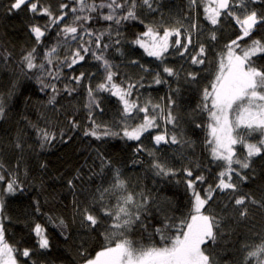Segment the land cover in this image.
I'll use <instances>...</instances> for the list:
<instances>
[{
	"label": "snow or ice",
	"instance_id": "obj_1",
	"mask_svg": "<svg viewBox=\"0 0 264 264\" xmlns=\"http://www.w3.org/2000/svg\"><path fill=\"white\" fill-rule=\"evenodd\" d=\"M0 7L6 16L28 14L25 27L31 41L17 54L0 37V80L7 78L6 85L0 84V122H10L15 113L17 125H23L7 144L0 143V264H41L35 257L52 248L40 223L32 227L34 246L8 237L6 198L24 190L20 172L29 174L28 138L34 136L44 150L72 142L77 133L87 138L95 155L66 180L73 195L72 222L78 219L84 235L95 236L99 246L90 251L89 240L81 239L80 264H264V229L250 230L258 243L237 232L240 224L251 223L253 208L264 212V188L259 197L243 190L264 182V0H189L191 10L203 9L210 25L206 37L194 18L188 27L166 19L162 0H7ZM137 25L143 30L130 36ZM226 25L233 27L234 38L223 36ZM221 39L225 42L216 51ZM125 45L142 49L159 63L153 68L130 59L128 64L144 74L133 80L113 61L114 54L124 56ZM170 57L191 66L183 73V85ZM91 68L102 72L95 84L97 73ZM202 80L207 83L201 88ZM152 85L169 87L163 102L139 94ZM183 86H194L198 93L189 115L205 133L207 162L191 159L196 142L187 138L177 112ZM81 92L83 116L75 106L69 114L60 100L75 99ZM32 96L38 97L35 103ZM113 98L116 111L105 120ZM196 117L203 119L196 122ZM109 140L134 142L133 166H143L142 157L149 158L145 171L154 178L153 188L132 186L104 147ZM165 146H176L182 167L158 155L167 151ZM38 166L47 169L44 162ZM160 182L183 185L187 213L169 214L161 207ZM35 211L40 212L38 201ZM48 219L65 242L73 240L69 222Z\"/></svg>",
	"mask_w": 264,
	"mask_h": 264
},
{
	"label": "trees",
	"instance_id": "obj_2",
	"mask_svg": "<svg viewBox=\"0 0 264 264\" xmlns=\"http://www.w3.org/2000/svg\"><path fill=\"white\" fill-rule=\"evenodd\" d=\"M7 0H0V4H6ZM48 2V0H46ZM163 8L162 11L164 16L169 21H178L180 24H184L185 27L190 26L191 20L194 18L197 20L199 25L204 29V37L208 34L210 25L203 18L202 7L195 10L189 8V0H162ZM27 13L20 12L11 16H6L3 7H0V37H4L9 42V46H14L15 51L19 54L20 50L30 45L31 41L27 35V29L25 25L29 22L27 20ZM189 19H185V17ZM179 26V24H177ZM142 26L137 25L129 30V35L132 32L142 31ZM223 36H233L234 29L232 26L226 25L223 30ZM201 37V39H204ZM225 40L221 39L220 44L217 46L216 51L222 48ZM210 58L215 60V53H212ZM130 59L139 60L140 63L151 66H155L159 63L154 58L147 57L142 49L132 48L129 45H125V54L121 56L119 54L113 55V61L120 66L119 70L122 74H127L132 77L133 80L138 79L139 76L144 75L139 68L129 65ZM170 66H173L181 71L182 78L181 84L183 85V73L191 70L189 63L179 57L169 58ZM11 68H15V65H11ZM91 71L96 72V78L93 84L98 82L102 77V72L97 71L96 68H91ZM202 75H207L203 73ZM150 82V78H149ZM207 83V80H202L199 87H203ZM0 84L6 85L7 78L0 80ZM175 87V83L172 85ZM35 87V85H33ZM170 92L167 85H152L151 87H145L139 89V94L144 98H151L154 102H163L160 98L165 97ZM31 95V90L29 91ZM198 93L194 90V86H183L181 95L178 98L179 107L177 108L178 114L183 118L182 125L188 139L196 142L194 152L191 159L199 158L203 162H207V153L204 150V136L205 133L202 129H196L194 124L190 122L192 108L195 107L198 102ZM34 103L37 101V96H32ZM47 98L39 96V100L44 101ZM60 103L65 106V110L71 114L73 106L81 109L78 115L83 116V104L85 103V94L81 92L80 95L76 96L75 99L65 98L61 99ZM21 109L24 105L21 104ZM105 115L102 117L105 120H111L113 114L116 111V101L113 98L108 104ZM31 118L35 119V110L31 114ZM19 119L15 113L12 114V119L8 123L0 122V143L7 144L8 141L14 136L23 125H17L16 121ZM63 119V118H61ZM201 117H196V122L201 121ZM7 133V134H5ZM75 139L68 144L54 143L44 150H41L38 144L34 143L35 137L31 136L28 138V143L32 145L30 154H26L25 159L27 160V167L29 168V174L25 177L23 169L20 172V178L24 181L23 192H17L14 196L6 198L7 214L11 217V221L7 223L8 237L10 242L19 241L23 246H34L35 236L32 233V227L35 223L42 224L48 232L51 238L52 248L47 252L40 254L38 253L36 259L41 261V264H80V258L77 255V245L81 239L89 240V250L93 247L95 250H99V246L95 244V236L89 238L84 235V230L79 227L78 219L76 222H72L73 211H72V192L68 189L66 180L74 175L75 169L81 167L84 164L85 158L91 152L88 148L89 141L87 138H82V133L74 134ZM93 146H99V142L92 141ZM134 142H127L122 140H109L104 147H106L112 155L114 164L120 167L125 176L130 179L133 187L137 184L141 186L146 185L148 188H153V177L150 173H146L148 157L143 156L142 159L145 161L143 166H133L131 162L132 149L130 145ZM148 147H151L149 141H145ZM167 151H161L158 155L167 159L170 163L174 164L177 168L182 167V163L179 160V154L175 152L176 146H165ZM176 159H173V156ZM7 158V153H6ZM44 162L47 164V169L43 170L39 168V163ZM91 163V160L88 161ZM188 161H183V164H187ZM261 162L257 161L259 168ZM11 167V165H9ZM85 171L87 169L85 168ZM213 171H216L214 168ZM63 177V179H61ZM212 182V181H210ZM160 188V205L165 208L169 214L180 215L181 213H187L189 211L188 197L185 194L184 187L182 184L175 185L167 182H160L157 185ZM260 188H264V182L259 184H247L243 186L244 191H251L257 197L260 196ZM83 200L84 197L81 196ZM39 202L40 212L35 211L36 202ZM217 211H220L222 205H218ZM178 209V211H177ZM62 217L70 223V231L73 235V240L65 242L63 237L60 235V229L54 227L49 222L48 217ZM251 223L240 224L237 227V232L242 236L249 237V243H258L259 241L254 239L251 235V231L260 232L264 229V212L253 208L250 211ZM27 242L26 244L24 242ZM92 251V255H94Z\"/></svg>",
	"mask_w": 264,
	"mask_h": 264
},
{
	"label": "rangeland",
	"instance_id": "obj_3",
	"mask_svg": "<svg viewBox=\"0 0 264 264\" xmlns=\"http://www.w3.org/2000/svg\"><path fill=\"white\" fill-rule=\"evenodd\" d=\"M51 2L55 4L56 3V0H51Z\"/></svg>",
	"mask_w": 264,
	"mask_h": 264
}]
</instances>
